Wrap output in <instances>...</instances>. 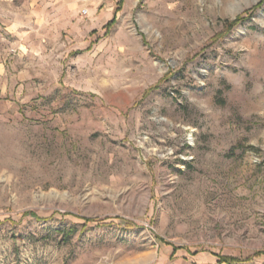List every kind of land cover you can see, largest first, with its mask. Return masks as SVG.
Masks as SVG:
<instances>
[{
    "label": "rangeland",
    "instance_id": "1",
    "mask_svg": "<svg viewBox=\"0 0 264 264\" xmlns=\"http://www.w3.org/2000/svg\"><path fill=\"white\" fill-rule=\"evenodd\" d=\"M225 257L264 264V0H0V264Z\"/></svg>",
    "mask_w": 264,
    "mask_h": 264
},
{
    "label": "trees",
    "instance_id": "2",
    "mask_svg": "<svg viewBox=\"0 0 264 264\" xmlns=\"http://www.w3.org/2000/svg\"><path fill=\"white\" fill-rule=\"evenodd\" d=\"M240 21V18H237L232 24H237V22ZM115 22V18L113 17L112 20L109 22V24H107L106 26L103 27V29H108L111 27V25H113ZM29 216L31 217H34L36 219H38V217H36L35 215L33 214H28ZM82 221L84 222V224L88 223V222H92V220H85V219H82ZM221 262H224L226 264H233L234 262L232 261L231 258H221L219 259Z\"/></svg>",
    "mask_w": 264,
    "mask_h": 264
}]
</instances>
